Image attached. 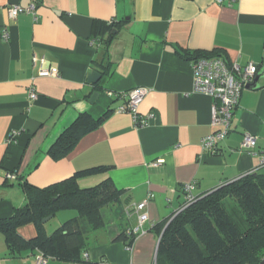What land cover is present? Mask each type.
I'll return each instance as SVG.
<instances>
[{"label": "crops", "instance_id": "obj_1", "mask_svg": "<svg viewBox=\"0 0 264 264\" xmlns=\"http://www.w3.org/2000/svg\"><path fill=\"white\" fill-rule=\"evenodd\" d=\"M32 4L34 15L9 14L13 6ZM214 50L228 62L253 63L260 72L264 0L231 5L217 0H0V221L27 205L24 181L44 188L85 169L108 167L80 178L79 186L112 180L123 192L124 230L139 226L142 215L144 232L131 247L118 240L114 209L106 207L98 241L81 261L49 259L48 264H158L161 236L152 227L182 209L185 184L194 182L200 197L248 174H264V78L258 88L242 93L231 131L218 150L201 146L217 131L212 121L216 101L194 92L191 64L178 51ZM35 57L44 58L45 67L57 68L60 76H40ZM94 71L102 78L90 85ZM139 87L149 89L139 113L152 117L138 128L131 114L118 108L126 105L122 95ZM32 90L36 100L30 99ZM109 111L65 158H52L50 149L81 114L97 121ZM245 134L257 137L253 151L241 147ZM8 173L18 179H7ZM143 202L145 208L137 213L135 206ZM76 214L59 212L44 224L46 234ZM18 234L32 240L37 229L25 225ZM37 255L31 250L12 254L0 231V264H37Z\"/></svg>", "mask_w": 264, "mask_h": 264}, {"label": "trees", "instance_id": "obj_2", "mask_svg": "<svg viewBox=\"0 0 264 264\" xmlns=\"http://www.w3.org/2000/svg\"><path fill=\"white\" fill-rule=\"evenodd\" d=\"M115 25L114 22L108 25V30ZM178 54L188 61L224 57L216 50L178 51ZM111 112L97 121H91L87 113L81 114L50 149L52 158H65ZM107 170L103 166L85 169L44 188L24 181L21 185L27 205L17 209L10 219L0 221V231L11 253L31 250L48 260L81 261L82 254L98 241L96 233L104 226L101 212L106 207L114 209L121 229L118 240L126 241L131 247L135 238L124 230L126 212L120 205L123 192L112 180L93 188H81L78 183L82 177ZM71 210L76 216L47 235L43 220ZM29 224L35 225L37 237L25 240L19 236L18 229ZM152 230L161 236L158 264H261L264 260V174H248L197 197L172 219L154 225Z\"/></svg>", "mask_w": 264, "mask_h": 264}, {"label": "built area", "instance_id": "obj_3", "mask_svg": "<svg viewBox=\"0 0 264 264\" xmlns=\"http://www.w3.org/2000/svg\"><path fill=\"white\" fill-rule=\"evenodd\" d=\"M225 1L231 5L235 0H217L219 4ZM36 5L32 4L28 8H22L20 6H13L9 10V14L12 18H16L21 13H31L34 15V9ZM4 39H8V33L3 35ZM35 64L39 65L38 73L44 77H59L60 72L55 67H45L44 58H34ZM191 64V70L194 80V92L213 98L216 102L213 105V125L217 128V131L209 136H206L201 140V146L203 149L216 152L218 146L223 142L231 131L233 122L234 111L237 108L242 93L248 89V87L254 83L255 78L259 72L258 66L250 63L246 66H241L234 62H228L224 57H211L200 58L198 60L189 61ZM149 89L139 87L122 95L123 98H127L126 105L120 106L118 112L129 113L133 117V121L136 127H143L148 124V119L151 116H142L139 113V107L142 104L145 96L148 94ZM38 95L34 90L30 93V99L36 100ZM16 133L12 135L9 142L15 137ZM257 146V137L251 134H245L241 147L253 151ZM253 155H257L255 152ZM261 165H264V157L261 159ZM7 179L16 180L17 175L15 173H8ZM197 186L193 183H188L183 186L184 193V206L181 210L185 209L193 202L197 200V196L194 194ZM146 202L135 206V211L139 213L144 209ZM180 210V211H181ZM132 211L128 210L127 215L130 216ZM146 220V216L139 215V226L130 228L127 230V234L130 237L136 238L140 233H143V223ZM48 259L42 254L37 255V264H48Z\"/></svg>", "mask_w": 264, "mask_h": 264}, {"label": "water", "instance_id": "obj_4", "mask_svg": "<svg viewBox=\"0 0 264 264\" xmlns=\"http://www.w3.org/2000/svg\"><path fill=\"white\" fill-rule=\"evenodd\" d=\"M116 33V31H114V34ZM102 78L101 74L97 71L92 72L89 76H88V84L90 85H96L100 79ZM264 78V68L258 72L255 81L253 84H251L248 89H256L260 86V80ZM100 92L97 91L95 93L92 94L91 98L89 99V102L91 104H94L95 101L97 100V98L99 97ZM52 219V217H48L46 219L43 220V224H46L47 222H49ZM261 264H264V260L261 262Z\"/></svg>", "mask_w": 264, "mask_h": 264}, {"label": "rangeland", "instance_id": "obj_5", "mask_svg": "<svg viewBox=\"0 0 264 264\" xmlns=\"http://www.w3.org/2000/svg\"><path fill=\"white\" fill-rule=\"evenodd\" d=\"M60 216V215H59ZM59 216H57L56 218H55V220L53 221V223H52V226H53V224H55L56 222H58V220H60V217ZM70 218V217H69ZM68 218V219H69ZM62 219H64V218H62ZM67 221V220H66ZM51 226V225H50Z\"/></svg>", "mask_w": 264, "mask_h": 264}]
</instances>
